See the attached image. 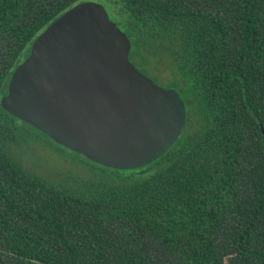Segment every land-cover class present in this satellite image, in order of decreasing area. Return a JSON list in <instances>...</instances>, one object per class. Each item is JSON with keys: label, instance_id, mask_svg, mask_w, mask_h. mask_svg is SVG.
Instances as JSON below:
<instances>
[{"label": "trees", "instance_id": "1", "mask_svg": "<svg viewBox=\"0 0 264 264\" xmlns=\"http://www.w3.org/2000/svg\"><path fill=\"white\" fill-rule=\"evenodd\" d=\"M78 2L0 0V99L22 51ZM107 2L129 60L180 95L183 127L155 160L117 169L0 103V264H264V0ZM31 129L86 171L21 166L5 145Z\"/></svg>", "mask_w": 264, "mask_h": 264}, {"label": "water", "instance_id": "2", "mask_svg": "<svg viewBox=\"0 0 264 264\" xmlns=\"http://www.w3.org/2000/svg\"><path fill=\"white\" fill-rule=\"evenodd\" d=\"M130 41L97 2H78L33 41L4 110L101 165L147 164L178 138L184 102L129 60Z\"/></svg>", "mask_w": 264, "mask_h": 264}, {"label": "rangeland", "instance_id": "3", "mask_svg": "<svg viewBox=\"0 0 264 264\" xmlns=\"http://www.w3.org/2000/svg\"><path fill=\"white\" fill-rule=\"evenodd\" d=\"M82 1H92L102 4L110 17L114 19L107 0ZM26 51L25 48L20 54V62L26 58ZM141 71L159 86L165 88L171 87L163 71L154 70L152 67L141 69ZM25 142L21 145L7 144L5 145V149L10 157L31 172L49 179L58 180L60 174L66 171H86L84 166L85 161L81 156L74 154L66 148L57 146L36 130L31 129V136Z\"/></svg>", "mask_w": 264, "mask_h": 264}]
</instances>
